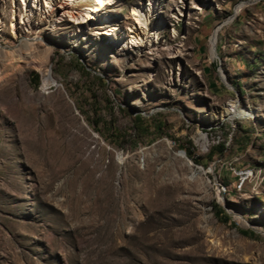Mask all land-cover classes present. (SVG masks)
<instances>
[{"label":"rangeland","instance_id":"rangeland-1","mask_svg":"<svg viewBox=\"0 0 264 264\" xmlns=\"http://www.w3.org/2000/svg\"><path fill=\"white\" fill-rule=\"evenodd\" d=\"M115 1L12 33L0 0V264H264V0ZM149 3L157 47H120Z\"/></svg>","mask_w":264,"mask_h":264},{"label":"bare ground","instance_id":"bare-ground-1","mask_svg":"<svg viewBox=\"0 0 264 264\" xmlns=\"http://www.w3.org/2000/svg\"><path fill=\"white\" fill-rule=\"evenodd\" d=\"M59 1V0H58ZM54 0H9L10 6L15 9L16 4L21 8L19 17L15 16L12 19L11 31L16 29V25H25V22L33 17L40 20L50 21L54 19L55 23L64 22L63 19H67L68 22L76 25V29L82 27L83 24L91 22L93 28L104 29L106 27L104 11L115 4V0H61L60 5H56ZM5 3V1L3 2ZM15 14V11H14ZM101 14V15H100ZM109 15H107L108 17ZM153 17L152 5H134L130 10V18L133 20L134 25L128 26L129 36L125 39L115 41L120 47H134L143 44L144 41L153 43V47H157L159 32L161 31L163 24L157 23L155 26H151V20ZM120 19V18H117ZM41 22V21H40ZM2 18L0 14V27L2 25ZM37 24V23H36ZM55 25V24H53ZM105 25V26H104ZM101 35L103 33H100ZM105 35H109L111 40L115 39V32L111 29L104 30ZM112 42V41H111ZM216 42L217 31L214 34L210 47L211 57L216 55ZM168 49V48H167ZM180 49L174 50L172 55L180 54ZM14 52L11 50L7 57L12 58ZM230 106L225 111V116L230 119H239L242 121L254 120V114L248 109H244L238 106V103L231 102ZM205 141L204 137H201ZM183 157V152L180 153ZM185 158V157H184ZM248 173L242 176L238 182L242 186L247 180L254 176L255 171L252 169H245Z\"/></svg>","mask_w":264,"mask_h":264},{"label":"trees","instance_id":"trees-1","mask_svg":"<svg viewBox=\"0 0 264 264\" xmlns=\"http://www.w3.org/2000/svg\"><path fill=\"white\" fill-rule=\"evenodd\" d=\"M33 78L35 79V84H38V82H39V77H38V75L37 74H35V75H33ZM187 156H190V153L187 155ZM213 209L215 210V218L216 219H218L220 222H224V223H226L227 222V218L226 217H223V218H221L220 216H219V213L221 212V209L219 208V207H216V206H214L213 207ZM240 234L242 235V236H245V237H248V238H250V239H256L258 236L255 234V233H253V232H244V231H240Z\"/></svg>","mask_w":264,"mask_h":264},{"label":"built area","instance_id":"built-area-1","mask_svg":"<svg viewBox=\"0 0 264 264\" xmlns=\"http://www.w3.org/2000/svg\"><path fill=\"white\" fill-rule=\"evenodd\" d=\"M214 169L210 170V175L214 176ZM246 173H248L243 167H235V173H234V177L232 179L235 180V182L237 180H239L242 176H245ZM220 195L221 192L218 191V197L217 199H220Z\"/></svg>","mask_w":264,"mask_h":264},{"label":"crops","instance_id":"crops-1","mask_svg":"<svg viewBox=\"0 0 264 264\" xmlns=\"http://www.w3.org/2000/svg\"><path fill=\"white\" fill-rule=\"evenodd\" d=\"M254 62V61H253ZM250 72V71H249ZM261 75L264 77V73H261ZM239 81H237L236 82V87H237V89H239L240 88V84L238 83ZM264 134V133H263ZM262 134V135H263ZM264 136V135H263ZM252 140V139H251ZM262 147H264V146H262ZM257 162H264V157L263 158H259V161H257ZM252 165H254V164H251V165H246V166H252ZM220 175V177H221V174H219ZM227 184V183H226ZM258 202H260V201H258Z\"/></svg>","mask_w":264,"mask_h":264},{"label":"water","instance_id":"water-1","mask_svg":"<svg viewBox=\"0 0 264 264\" xmlns=\"http://www.w3.org/2000/svg\"><path fill=\"white\" fill-rule=\"evenodd\" d=\"M184 154V153H183Z\"/></svg>","mask_w":264,"mask_h":264}]
</instances>
